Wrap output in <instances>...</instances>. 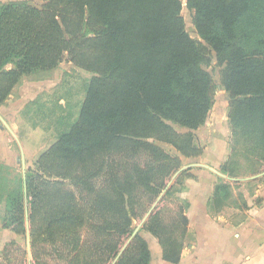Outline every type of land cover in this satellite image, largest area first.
Wrapping results in <instances>:
<instances>
[{
	"label": "trees",
	"instance_id": "1",
	"mask_svg": "<svg viewBox=\"0 0 264 264\" xmlns=\"http://www.w3.org/2000/svg\"><path fill=\"white\" fill-rule=\"evenodd\" d=\"M43 2L39 8L25 1L0 2V110L21 78L47 80L64 55L94 76L76 122L27 165L31 250L42 237L57 238L64 264H106L101 253L79 241L77 231L105 210L111 217L122 215L128 230L131 190L139 185L153 189V183L151 171L132 166L134 170L121 178L114 171L115 162L97 157L127 149L158 153L157 146L143 141L149 139L170 145L186 159L199 156L202 148L195 146L191 132L205 124L213 105L214 84L203 69L210 52L224 65L220 84L228 101L232 138L242 144L240 154L264 164V0H187L204 44L186 33L180 0ZM24 105L21 99L7 108L17 114ZM166 122L188 132L179 134ZM164 158L174 170L180 168L179 157ZM231 162L223 166L224 172ZM165 168L161 163L150 167ZM5 169L1 164L0 173ZM103 169L105 185L92 188V177ZM67 180L82 186L88 197L77 201L66 189ZM6 182L0 177V202L8 193L0 232L4 247L26 242L25 237L19 239L26 235L23 179L17 191H6ZM38 215H43L40 224ZM155 215L147 228L158 236L163 260L176 263L179 253H172L165 240L171 246L181 243L170 240ZM138 234L137 252H124L116 264H149V246ZM115 250L111 247L110 253Z\"/></svg>",
	"mask_w": 264,
	"mask_h": 264
},
{
	"label": "rangeland",
	"instance_id": "2",
	"mask_svg": "<svg viewBox=\"0 0 264 264\" xmlns=\"http://www.w3.org/2000/svg\"><path fill=\"white\" fill-rule=\"evenodd\" d=\"M11 1H25L29 5L38 8L45 3L43 0H0L1 3H8ZM180 1V16L183 19L186 33H188L193 40L203 43L197 35L193 25L194 11L188 7L187 0ZM223 67L224 65L218 64L215 54L210 52L209 62L203 65V69L211 76L214 84L213 105L207 115L205 124L191 133L194 138L195 146L206 149V154L209 151H212L213 153L216 148L219 150L224 148V146L227 147V151L234 150L232 153L234 157L230 160L233 161V163L231 162V167L229 168H233L232 173L234 176L237 174L238 177L242 176L241 178H249L254 174L259 173L263 169V165L252 156L242 155V153L240 154L242 144L236 143L232 138L231 126L227 119L228 101L224 89L220 84V73ZM8 68H11V66H8ZM93 76L92 73L73 66L69 62L67 55H64L63 61L49 74L48 79L44 80L51 83H49L47 87L45 85L39 90H31L32 92H27L24 95L25 97L28 94L24 99L25 105L17 113V117L15 118L16 121H13L9 126L16 135L17 140L20 142L23 150L25 168H27L28 164L34 162L41 152L47 150L53 145L58 137L68 131L76 122L81 104L85 97L87 85ZM18 94L19 92L17 90L12 91L8 101L13 104L19 100L20 98ZM166 124L179 134H185L188 132L187 129L181 128L172 122H166ZM7 135H9V138L11 139L9 146L13 151L14 156L11 158H5V156L2 155V149H0V157L3 156L0 165L1 163L5 167L7 165V169L1 171L0 177L7 180L5 183L6 191L10 192L12 190H18V182L22 178V167L20 163H17L15 160V157L20 155L18 145L10 134L7 133ZM143 141H147L157 146L159 152L153 153L145 151V148L137 151L127 149L113 155H108V153H106L97 157L100 162H115L116 168L114 171L121 178L124 177L125 174L129 172L131 173L134 170L132 166H139L140 169H143L146 172L151 171L152 175L150 181L153 183L151 184L153 185V189H148L147 187L139 185L131 190V198H128L130 208H127V212L131 217L132 226L128 230L125 227L122 215L111 217L109 212L105 210L101 215L94 216L93 218L89 217L88 225L77 231L76 237L79 238V241L88 243V245L93 248V251L101 253L106 264L113 263L119 251L128 241L129 244L124 252L128 251L131 254L137 252L138 242H134L135 238H131L130 240V237L134 229L141 223L149 209L160 196V193L162 194V191L166 187V193L161 196V199L155 206L154 210L139 230V235L146 240L153 256L162 252L159 239L157 238L158 236L152 234L149 231V228H147L148 226L153 225L152 222L156 216L155 212H161L165 215V210H169L172 213V211L177 212V210L181 208L182 210H178V214H181L182 211H186L185 208L187 207V204L185 200L182 199L185 194L180 193V191L184 190L183 187L181 188L183 179H176L175 177L172 180L176 169L174 170L173 165L168 163V160L164 158L178 157L176 150L170 145L152 139ZM245 145L247 144L245 143ZM221 154H225L223 149H221ZM206 157L210 161L208 155ZM179 159L182 161L181 163L183 167L196 163L194 160H184L182 157ZM157 163L165 164V170L168 169V172L165 170L158 171L157 169L151 170L150 167L152 165L155 166ZM236 164L237 170L234 168ZM99 166V163H97L96 167ZM98 173L92 177L90 182L91 187L94 189L102 187L106 182L107 177L104 175L106 169H103ZM215 181L217 183H223L225 180H220V178L218 179L216 177ZM64 183H66V189L74 194L77 201H80L81 198L88 197V192L86 193V190L82 189V186L75 185L70 180H67L66 182L64 181ZM227 185L231 184L228 183ZM238 188L241 189L240 186ZM233 190H235L236 193V189ZM5 193V197H7L8 193ZM5 197L0 202V232L3 231L2 225L5 216ZM36 219L38 224H40L43 220V215L36 216ZM164 231L165 229H162L163 233ZM24 237L26 236L23 235L19 239H24ZM183 238H185V236ZM189 240L194 243L196 242L195 239L193 240V236L187 235V238L184 241V246H187ZM2 241L5 243L8 239L5 238ZM165 241L166 247H170L172 253L175 255L178 253L180 254L182 244H173L171 246L167 239ZM2 245L4 244L0 245V248L3 249L2 252L0 249V264H28L29 258L26 249V242L20 240L16 243L8 244L5 247ZM61 247L62 245L57 238L48 241L42 237L37 242L34 250H31L30 248V252L33 254L30 258L31 264H39L42 261L48 264H64V261L60 256L63 255L60 253ZM111 247H115L116 250L114 253H110Z\"/></svg>",
	"mask_w": 264,
	"mask_h": 264
},
{
	"label": "crops",
	"instance_id": "3",
	"mask_svg": "<svg viewBox=\"0 0 264 264\" xmlns=\"http://www.w3.org/2000/svg\"><path fill=\"white\" fill-rule=\"evenodd\" d=\"M49 83L51 82H32L25 77L21 78L20 83L13 89L19 92L20 99L16 102L25 99L27 92L39 90L45 85L47 87ZM11 104L7 100L5 107L0 110V115L8 126L17 117V114H11L7 108ZM7 133L10 134L6 129H0V149L5 158H11L14 154L9 146L11 139ZM222 149L226 151L225 156L220 158L217 166L231 160L227 147ZM262 165L263 169L259 173L249 178H241L237 174L230 176L233 169H229L230 164L227 172H223L227 176L220 180L223 179L231 185L218 183L215 189L209 188L203 200L199 199V192H202L199 189L193 191V194L187 191L186 194H191L194 199H190L189 206L181 214H178L181 208L172 213L165 210V215L155 212L157 220L167 229L170 240L181 243L182 250L176 263L163 260L160 252L156 256L151 255L149 264H264V164ZM234 168L237 170V164ZM233 189H236V193ZM187 235L193 236L196 242L189 240L187 246H184Z\"/></svg>",
	"mask_w": 264,
	"mask_h": 264
},
{
	"label": "flooded vegetation",
	"instance_id": "4",
	"mask_svg": "<svg viewBox=\"0 0 264 264\" xmlns=\"http://www.w3.org/2000/svg\"><path fill=\"white\" fill-rule=\"evenodd\" d=\"M222 149V148H221ZM221 149H215V151H209L207 154H206V149H202V153L197 156V157H194L192 159H186L184 157H182L181 155H179L177 153V156L180 158H184V160H194L196 163L195 164H203V165H206V166H209L211 168H213L215 171L219 172L220 174H222L223 176H227L225 175L223 172V167L222 165L225 164V162H223L221 165L217 166V162L220 161V158L223 156H225V154H221ZM226 152V151H225ZM210 158V161L209 159H207V156ZM210 155V156H209ZM182 162V161H181ZM199 162V163H198ZM191 165V164H190ZM182 163L180 165V168L178 170L175 171V174L182 168ZM191 168V169H190ZM190 168H187L183 171H181L179 173V175L176 177V179H183V183H181V188L183 187L184 190L183 191H180V193L182 194H185L184 199L187 206H189V202H190V199H194L191 194L190 196L187 193H189V191H191L190 193L193 194V191H196L197 189H199L200 191L202 192H199V199L200 200H203L205 197V194H207V192L209 191V188H213L215 189V187L217 186V182L215 181V178L217 177L218 179L219 178H222L221 176L211 172L210 170L204 168V167H190ZM211 173V174H210ZM174 174V175H175ZM173 175V176H174ZM183 177V178H182ZM182 181V180H181ZM204 189V190H202ZM167 191V189H166ZM165 191V193H166ZM163 192V191H162ZM161 195V194H160ZM139 233V232H138ZM139 235V234H138ZM140 237H142L140 235ZM142 239L144 241H146L143 237ZM152 255V254H151ZM151 261V260H150ZM150 263V262H149Z\"/></svg>",
	"mask_w": 264,
	"mask_h": 264
},
{
	"label": "water",
	"instance_id": "5",
	"mask_svg": "<svg viewBox=\"0 0 264 264\" xmlns=\"http://www.w3.org/2000/svg\"><path fill=\"white\" fill-rule=\"evenodd\" d=\"M0 122L2 125H0V129L1 130H4L6 129L10 134L11 136L17 141L18 145H19V150H20V155L19 156H16V162L17 163H20L21 167H22V179H23V185H24V204H25V231H26V249H27V254H28V258H29V261H28V264H31V261H30V258H31V252H30V231H29V217H28V209H27V196H26V183H25V176H26V168H25V161H24V156H23V150L21 148V145L19 143V141L17 140L15 134L12 132V130L10 129V127L8 126V124L4 121V119L1 117L0 115ZM204 167L208 170H210L211 172L221 176V177H224L222 174H220L219 172L215 171L213 168L209 167V166H206V165H203V164H191V165H188V166H184L182 167L173 177H172V180L177 177L179 175V173L187 168H190V167ZM258 177V176H256ZM254 177V178H256ZM167 187L163 190L162 194L157 198L156 202L152 205V207L149 209V211L147 212V214L145 215V217L142 219L141 223L134 229L131 237H130V240L131 238H134L141 226L143 225V223L145 222V220L150 216V214L152 213V211L154 210L155 206L157 205V203L159 202V200L161 199V196L165 193ZM129 244V241L126 243V245H124V247L119 251L118 255L116 256V258L114 259L113 263L112 264H115L117 262V260L119 259V257L122 255V253L124 252L125 248L127 247V245Z\"/></svg>",
	"mask_w": 264,
	"mask_h": 264
}]
</instances>
